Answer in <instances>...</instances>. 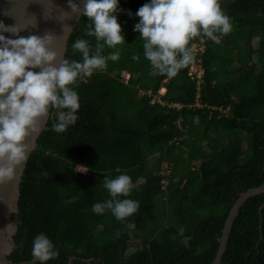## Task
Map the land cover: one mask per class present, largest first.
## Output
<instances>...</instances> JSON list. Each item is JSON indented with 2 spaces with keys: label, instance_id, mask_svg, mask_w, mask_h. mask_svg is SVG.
I'll use <instances>...</instances> for the list:
<instances>
[{
  "label": "trees",
  "instance_id": "16d2710c",
  "mask_svg": "<svg viewBox=\"0 0 264 264\" xmlns=\"http://www.w3.org/2000/svg\"><path fill=\"white\" fill-rule=\"evenodd\" d=\"M146 2L119 0L120 58L71 85L79 94L75 124L53 131L51 110L22 174L19 212L11 214L17 224L8 256L12 262L32 261V240L43 232L59 253L46 264H68L70 258L71 264H212L235 200L264 182V0H220L232 28L215 33L218 41H206L201 109L187 107L197 93L188 65L169 78L144 58L133 25ZM86 28L87 18L81 16L64 58L81 59L70 47L78 37L95 45ZM199 35L190 38L188 48ZM110 51L105 47L104 54ZM133 54L140 59L132 60ZM161 88L163 101L184 107L151 104L139 95ZM206 106L228 111L209 115ZM162 162L170 167L167 175L160 174ZM121 173L131 177L133 187L118 198L138 200V210L124 220L108 210L93 213L94 203L111 198L103 176ZM263 203L264 194L241 206L221 264H264ZM129 222L134 229L127 228ZM183 237H189L187 244ZM133 240L140 247L127 254Z\"/></svg>",
  "mask_w": 264,
  "mask_h": 264
},
{
  "label": "clouds",
  "instance_id": "9594fccd",
  "mask_svg": "<svg viewBox=\"0 0 264 264\" xmlns=\"http://www.w3.org/2000/svg\"><path fill=\"white\" fill-rule=\"evenodd\" d=\"M45 3L52 4V0ZM81 3L82 8L74 0H67L69 11L62 10V20L76 14L86 17V35L95 38L94 46L83 37L73 40L70 47L73 52H79V60L59 57L54 48V33L21 36L19 33L27 25H6L0 20V184L11 182L20 174L28 159L29 145L25 140L40 131L41 119H46L51 110H55L53 131L64 132L75 124L80 104L78 92L71 87L74 81L120 58L121 50L117 46L124 43V36L116 15L119 0H81ZM135 16L139 19L133 31L143 41L144 58L169 78L193 60L187 47L190 38L202 33L215 40V33L227 34L232 28L220 0H148ZM65 29L71 27L65 24L62 31ZM105 47L112 51L105 55ZM131 59L139 60L140 56L133 54ZM101 182L111 198L94 203L93 213L103 214L108 210L117 220H124L138 210V200L118 198L127 197L133 187L129 175L103 176ZM127 228L134 229L135 224L129 222ZM183 231L181 228V235ZM188 239L183 237L182 243L187 244ZM58 254L45 233L34 236L32 264H46Z\"/></svg>",
  "mask_w": 264,
  "mask_h": 264
},
{
  "label": "water",
  "instance_id": "95a60500",
  "mask_svg": "<svg viewBox=\"0 0 264 264\" xmlns=\"http://www.w3.org/2000/svg\"><path fill=\"white\" fill-rule=\"evenodd\" d=\"M74 2L79 4L81 8L83 7L81 0H74ZM62 10L69 11L67 8V0H52V4H46L45 0H0V20L6 25L14 23L27 25L19 33L21 36L31 34L42 35L45 32L54 33L56 35L54 48L60 58L65 57L69 36L81 18V16L76 14L72 15L70 19L62 20ZM34 22L35 26L33 27L32 23ZM65 24L69 25L71 30L65 29L62 31L63 25ZM3 34L5 36L10 35L9 33ZM33 71H39V69H33ZM49 117L50 115L46 119H41V127L38 133L26 138L25 143L29 145L28 159L30 154L36 149L37 138L42 131L47 129L46 124ZM27 161L21 166L20 174L13 181L0 184V264H32V261L14 263L8 259V256L14 249L13 237L17 231V224L11 220V214H17L19 212L18 199L20 183ZM262 194H264V182L257 187L241 193L235 200L225 220L221 236L218 239L219 246L212 264H221V258L226 248L232 224L241 206L249 198ZM9 205L12 211H10ZM263 208L264 203L259 208V215H261V209ZM72 259H69L68 264H71Z\"/></svg>",
  "mask_w": 264,
  "mask_h": 264
},
{
  "label": "built area",
  "instance_id": "2783aa9c",
  "mask_svg": "<svg viewBox=\"0 0 264 264\" xmlns=\"http://www.w3.org/2000/svg\"><path fill=\"white\" fill-rule=\"evenodd\" d=\"M216 39L215 41L219 40V36L215 35ZM208 37H205L202 33L199 35L198 38L194 39L191 41L190 45H189V49L191 50V54L193 56V60L188 64V68H187V76L195 83L196 89H197V93H196V98L193 104H189L187 105L188 108L191 109H201L203 107V105L200 103L199 100V91H200V85L203 82V78H204V68L202 65V60H203V55L206 51V41H207ZM129 78V74H125L124 75V79L123 82L127 83ZM167 81V79L165 80ZM161 90L163 92H161ZM165 93V88H161L157 94H152L150 91H139V95L144 96L146 98H150L149 99V103L151 104H159L161 106H167L169 108H173L176 110H180L184 107L183 104H179V103H166L165 101H163L161 99V95H163ZM209 115H213V112H219L223 115L227 114L228 109H222V108H215V107H209L206 106ZM162 170H161V174L162 175H167L170 173V169L167 163H162ZM162 183H166V180H162Z\"/></svg>",
  "mask_w": 264,
  "mask_h": 264
},
{
  "label": "rangeland",
  "instance_id": "374dc122",
  "mask_svg": "<svg viewBox=\"0 0 264 264\" xmlns=\"http://www.w3.org/2000/svg\"><path fill=\"white\" fill-rule=\"evenodd\" d=\"M252 42H253L254 46H256L257 43H258V39L255 38ZM161 92H163V91L161 90ZM182 150H183V154H184V156H188V151L185 150V149H182ZM155 158H156V157H155L154 155L151 156V157H149V164H150V165L154 163ZM162 169H163V168H162V166H161V170H162ZM169 169H170V167H169ZM76 170L79 171V172H83V173L86 171L84 168H82V167H80V166H76ZM160 174H161V171H160ZM166 184H167V182L164 183L163 186L165 187ZM139 247H140V241H139V240H133V241H130V242H129V245H128V249H127V254L133 252L134 250H136V249L139 248Z\"/></svg>",
  "mask_w": 264,
  "mask_h": 264
}]
</instances>
